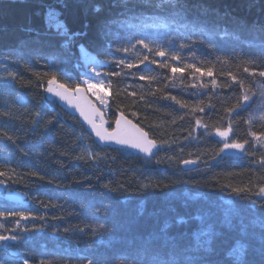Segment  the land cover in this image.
I'll return each instance as SVG.
<instances>
[{"label": "trees", "instance_id": "trees-1", "mask_svg": "<svg viewBox=\"0 0 264 264\" xmlns=\"http://www.w3.org/2000/svg\"><path fill=\"white\" fill-rule=\"evenodd\" d=\"M157 2L0 0V129L13 137L0 132V171L10 174L0 180L23 196L10 202L1 189L0 212H31L19 224V217L0 218V234L18 237L0 241V264H89L93 257L125 264L158 223L203 209L211 210L218 234L208 253L213 264H237L240 245L259 264V236L250 245L237 226L264 214V146L249 135L264 133V0H186V14L175 19ZM80 48L102 62L107 127L117 112L132 119L158 144L151 157L98 145L46 96L50 79L84 86ZM249 88L250 100L227 113ZM229 123L228 142H248L240 154L220 152L224 141L213 135ZM245 185L252 190L232 193ZM198 226L173 224L169 233Z\"/></svg>", "mask_w": 264, "mask_h": 264}, {"label": "snow or ice", "instance_id": "snow-or-ice-1", "mask_svg": "<svg viewBox=\"0 0 264 264\" xmlns=\"http://www.w3.org/2000/svg\"><path fill=\"white\" fill-rule=\"evenodd\" d=\"M157 9H160L162 12H166L169 16L175 19V15L179 13L186 14L187 11V3L186 0H158L154 5ZM140 43H143L142 41ZM144 47H148V45H144ZM181 47H184L182 45ZM156 55L164 56L165 52L157 49ZM172 59H178L177 56L172 55ZM144 60H147V57H144ZM143 62V61H141ZM152 63H156L155 60ZM161 67H165L164 64L160 65ZM131 67V65H129ZM188 67H192V65H188ZM173 73L181 72L183 69L173 67L171 69ZM196 71H200V69H196ZM244 72H249L248 67H244ZM212 69H208V74L211 75ZM255 75V73H252ZM231 75V73H229ZM260 77H264V71H260L258 73ZM8 77H14V74L11 72L7 73ZM145 77H141L144 79ZM235 80V77H232ZM151 79V78H149ZM6 81L0 80V87H4ZM49 85H52L54 81L50 79L48 81ZM213 86L216 85V81H212ZM206 87V85H202ZM63 88V85H60ZM89 89L93 88V85L88 86ZM241 89H244V85L241 82ZM48 92H53V88L49 87L47 89ZM79 91V88L76 89ZM65 92L67 90L65 89ZM252 90L249 88L246 92L240 97V102L234 104L232 108L225 109L227 113H232L234 109H239L241 107V102H247L250 100ZM55 95L60 96L62 99L69 100L71 103V99L69 96L64 95L61 92H55ZM101 105H106V101L103 97H98ZM175 100V97H172ZM178 104L180 101H176ZM186 105H182L185 107ZM245 106H247L245 104ZM203 111V109H200ZM80 114L84 117V119L91 125L93 132L101 141H115L121 145H127L131 148L139 149L144 153H151L152 149L156 147L154 141L149 140L147 138V133H145L142 129L138 128L135 124H132L130 120H127L123 113H121L116 118V127L109 132L106 128H104V113L100 112V109L92 107L91 111H85L84 108H80ZM7 115V113H5ZM39 115V113H37ZM135 115V113H133ZM94 117H98L100 123L97 124ZM261 119H264V115L261 116ZM200 121H197L199 124ZM231 131V124L223 130L216 128L215 132L219 137L225 138L223 148L220 149V152L225 150H244L245 144L247 141L238 142L236 140H232L231 143L228 142L229 132ZM0 132L4 136H6L9 140H12L13 137L9 136L6 131ZM249 135L258 141H264V133L257 135L255 132H249ZM89 157H92V153L88 152ZM185 164L194 163V161H183ZM261 165L264 166V159L261 160ZM10 174L7 171H0V176H9ZM32 175H37V173H32ZM43 179V177H41ZM262 181L259 185L258 194L264 199V176L260 177ZM5 183L4 180H0V185ZM149 185H142V187H148ZM107 187V185H105ZM252 188L248 185L243 187H233L231 189L232 193L237 196H240L242 193H247L251 191ZM19 217L16 221L19 224L20 220H28L31 217V212L25 211H10L6 210L0 212V218L7 219L8 217ZM39 219H43V217H39ZM191 220H198L199 226L192 230L188 231L185 229L184 231H178L175 235H171L169 233V228L175 224L178 227H183L188 225ZM222 223H227L231 226V219L225 218ZM259 225V230L257 231L256 225ZM0 227H3L0 224ZM103 228V225L100 226ZM239 232H242L245 238L249 241L250 245L257 244V236H259L258 248H259V264H264V214H259L254 217L251 221L245 223L243 219H241L240 224L237 226ZM27 231V229H25ZM218 238L216 225L212 220V212L210 209L198 210V214L195 217H189L185 219L184 216H175L169 219H165L162 224H157L153 231L149 232L146 237L143 239V243L140 249L135 253H129L128 256L125 257V264H127L128 260H131L133 264H213L212 261L208 259V253L213 249L216 239ZM18 237L15 235H2L0 234V241H15ZM241 252L243 254V258L237 261V264H251L248 259V253L251 251V248H245L244 245H240ZM8 264H15V262L9 261ZM23 264H28V261L25 260ZM44 264V262H41ZM89 264H98V258L93 257V259L89 262ZM105 264H114V261L108 260L105 258Z\"/></svg>", "mask_w": 264, "mask_h": 264}, {"label": "water", "instance_id": "water-1", "mask_svg": "<svg viewBox=\"0 0 264 264\" xmlns=\"http://www.w3.org/2000/svg\"><path fill=\"white\" fill-rule=\"evenodd\" d=\"M160 58H162L160 56ZM60 85H63L57 81H54V83L52 85H49V83L46 84L45 88H44V92L46 94V96L48 98H54L58 104L61 106L62 109H64L67 113H69L72 116H76L77 118H79L80 122L84 125L85 129L93 136L94 140L97 142L98 145L100 146H104V145H108L111 144L112 146L116 147V148H123L125 150H128L134 154L140 155L144 158H149L151 157L157 150L158 148V144L155 142V140H153L152 138H150L149 134L142 129L136 122H134L132 119H130L129 117H127L126 115L125 118L127 120H130L132 122V124H135L138 128L142 129L145 133H147V138L149 140H152L155 142L156 147H154L152 149L151 153H144L141 152L139 149H135V148H131L127 145H121L116 143L115 141H101L99 139V137H97L95 135V133L92 130L91 125L84 119V117L80 114V108H84L85 111H91L92 107L94 106L95 108L100 109L101 113H104V128H106L109 132H111L115 127H116V119L113 123L112 128H108L107 127V120H106V116H105V112L98 106V104L93 100V98L88 94L87 90L85 89L84 86L80 85L77 86L75 88H68L66 86L63 85V88L60 87ZM49 87L53 88V92H48L47 89ZM79 88V91L77 92L76 89ZM65 89L67 90V92H65ZM55 92H61L64 95L69 96V98L71 99V103H69V100L67 99H62L60 96L55 95ZM121 114V112H118L116 115V118ZM95 121L97 124L100 123L99 118L98 117H94ZM184 167L190 166L187 164L183 165ZM5 198L7 200H9L10 202H20L22 199V195L16 191V190H8L5 192L4 194Z\"/></svg>", "mask_w": 264, "mask_h": 264}, {"label": "rangeland", "instance_id": "rangeland-1", "mask_svg": "<svg viewBox=\"0 0 264 264\" xmlns=\"http://www.w3.org/2000/svg\"><path fill=\"white\" fill-rule=\"evenodd\" d=\"M80 57L82 62L84 63V72L89 75L87 78H83V85L89 95L95 100V102L98 104V106L105 112L107 113L108 110V97H109V90L107 87V82L105 81L104 74L101 71V64L102 62L94 56L92 53L87 52L84 48H80ZM93 85L94 87L89 89V85ZM98 97H103L106 101V105H101L100 100ZM197 127H200L201 124H197ZM213 135L216 136L217 138L221 140H225V138L219 137L216 132H213ZM230 136V132H229ZM229 140V138H227ZM256 142L264 146V141H258L255 139ZM242 150H236V149H231V150H225L222 153L227 155H235V154H240ZM1 189H6L3 185H0V190Z\"/></svg>", "mask_w": 264, "mask_h": 264}, {"label": "bare ground", "instance_id": "bare-ground-1", "mask_svg": "<svg viewBox=\"0 0 264 264\" xmlns=\"http://www.w3.org/2000/svg\"><path fill=\"white\" fill-rule=\"evenodd\" d=\"M162 58H160V59H163V56H161ZM94 100V99H93ZM118 113V112H117ZM117 113H116V115H117ZM106 116V115H105ZM79 119V118H78ZM116 119V118H115Z\"/></svg>", "mask_w": 264, "mask_h": 264}]
</instances>
